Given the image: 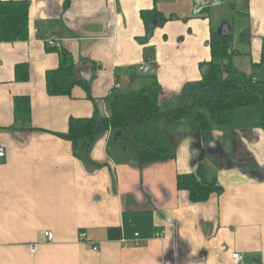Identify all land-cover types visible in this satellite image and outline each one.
Masks as SVG:
<instances>
[{
	"label": "crops",
	"instance_id": "1",
	"mask_svg": "<svg viewBox=\"0 0 264 264\" xmlns=\"http://www.w3.org/2000/svg\"><path fill=\"white\" fill-rule=\"evenodd\" d=\"M26 1L28 39L0 42V264H234V253L243 264H264V129L244 126L246 110L237 127L204 134L146 123L144 133L168 138L174 158L166 162L140 165L112 130L80 141L81 157L64 138L71 119L107 117L115 94L154 81L162 111L177 108L211 61L214 17L227 7L238 24L237 57L248 58L243 73L251 75L262 56L264 0ZM155 8L167 21L147 39L142 13ZM61 49L76 70L92 69L90 82L81 79L90 93L77 84L70 96L48 94ZM23 64L29 79L20 82ZM18 97L30 99L28 123L16 117ZM189 173L215 179L222 193L192 203L177 187Z\"/></svg>",
	"mask_w": 264,
	"mask_h": 264
},
{
	"label": "trees",
	"instance_id": "2",
	"mask_svg": "<svg viewBox=\"0 0 264 264\" xmlns=\"http://www.w3.org/2000/svg\"><path fill=\"white\" fill-rule=\"evenodd\" d=\"M157 1V0H155ZM211 9L204 10L209 13ZM30 2L26 0L0 1V42L26 41L29 37ZM149 39L156 26L167 19L155 8L142 13ZM171 19V17H170ZM153 25H156L155 27ZM215 30V29H214ZM212 30L210 49L211 61L201 65L202 79L186 87L175 109L162 111L160 87L154 81L151 87H144L129 93H117L110 105V115L71 119L69 131L64 138L69 140L78 156L80 141L95 140L100 133L112 130L116 140L125 149L133 151L140 165L166 162L173 159L168 138H153L143 134L146 123L164 119L169 126L181 125L192 116L190 127L193 132L208 133L213 130L233 129L240 125L238 112L247 108L244 126L255 124L264 129V41L261 60L252 64L253 73L246 75L234 64V58L241 55L234 48L233 34L221 37ZM61 63L57 69L47 72V92L51 96H70L77 84H83L90 93L89 83L77 78L72 56L60 50ZM256 71H261L258 77ZM29 79L27 65L16 68V80ZM245 110V109H244ZM243 111V110H242ZM15 114L29 122L32 114L30 99H15ZM90 144L86 145L88 148ZM177 187L189 193L192 203H205L212 195L222 193V187L214 179H207L189 173L180 175Z\"/></svg>",
	"mask_w": 264,
	"mask_h": 264
},
{
	"label": "rangeland",
	"instance_id": "3",
	"mask_svg": "<svg viewBox=\"0 0 264 264\" xmlns=\"http://www.w3.org/2000/svg\"><path fill=\"white\" fill-rule=\"evenodd\" d=\"M226 2H224V4H225ZM227 10H228V7L226 8V10H225V14H222V15H218L217 17L215 16L214 17V22H213V27H215V28H218L219 27V25L223 22V21H229L231 24H233V26H234V33H233V36L234 37H237L238 36V24L236 23V18H235V14H231L230 12L229 13H226L227 12ZM229 11V10H228ZM233 44H234V40H233ZM236 63H237V65H240V68H241V71L242 72H247V71H249V69H248V67H249V60H248V58H246V57H244V56H242V57H237V61H236ZM256 73L258 74V77H261V75H260V73L262 74V72L261 71H256ZM249 76V75H248ZM246 110L247 108H242V109H240L241 111L242 110ZM191 120H192V116L191 115H189V117H187V119H186V122H184V124H189L190 125V122H191ZM158 121H160V122H162L164 125L166 124V122H165V120L164 119H161V120H157V121H152V122H155V123H152V124H157V122ZM168 126L169 125H167V128H168ZM147 129H148V127H146ZM213 130H217V129H215V128H213ZM212 130V131H213ZM150 131V130H149ZM143 132V131H142ZM150 133H151V131H150ZM143 134H146L147 135V133H144L143 132ZM149 136V135H148Z\"/></svg>",
	"mask_w": 264,
	"mask_h": 264
},
{
	"label": "water",
	"instance_id": "4",
	"mask_svg": "<svg viewBox=\"0 0 264 264\" xmlns=\"http://www.w3.org/2000/svg\"><path fill=\"white\" fill-rule=\"evenodd\" d=\"M206 7H211V6H206ZM203 9H205V8H203ZM233 32H234V28L231 25V23L227 20L223 21L219 25V27L214 30V34L221 36V37H224V38L229 37L230 35L233 34ZM75 75L79 79L90 82L92 79L93 73H92V69L90 67H85V68H80V69L76 70Z\"/></svg>",
	"mask_w": 264,
	"mask_h": 264
},
{
	"label": "built area",
	"instance_id": "5",
	"mask_svg": "<svg viewBox=\"0 0 264 264\" xmlns=\"http://www.w3.org/2000/svg\"><path fill=\"white\" fill-rule=\"evenodd\" d=\"M48 45L49 46H54L55 45V41L53 39L48 41ZM5 157H6V150H5L4 147L0 146V160L4 159ZM44 235L49 241H52L53 238H54V236H53V234L51 232H45ZM135 236H136V238H138L139 234L137 233V234H135ZM165 237H166V230H161V231H159V232H157L155 234V238L158 239V240H163ZM80 239L85 241L86 234H81L80 235ZM136 240H137L136 244L139 245V242H138L139 240L138 239H136ZM35 249H36V246L33 247V250H35ZM232 260H233L234 264H243L242 256L240 254H238V253L232 254Z\"/></svg>",
	"mask_w": 264,
	"mask_h": 264
}]
</instances>
